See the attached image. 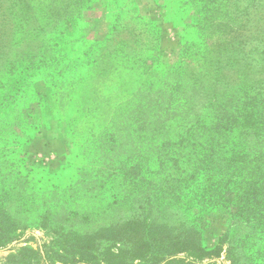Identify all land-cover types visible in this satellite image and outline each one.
<instances>
[{
	"label": "rangeland",
	"instance_id": "rangeland-1",
	"mask_svg": "<svg viewBox=\"0 0 264 264\" xmlns=\"http://www.w3.org/2000/svg\"><path fill=\"white\" fill-rule=\"evenodd\" d=\"M69 1L66 5L67 0H0V88L10 90L6 82L9 67L21 60L35 63L48 50L58 54V61L74 67L68 70L73 73L70 78L48 72L37 75L30 86L34 100L27 104L20 101L24 116L32 107L36 134L29 138L24 133L26 142L16 145L9 142V130L14 126L0 132V177L6 179L0 190L2 197H10L9 203L0 200V264H51L46 253L51 256L53 245V250H61L57 247L60 240L50 228L41 219L26 216L18 203L29 202L31 194L35 199L56 193L67 198L70 192L78 201L81 189L93 179L82 154L91 150L99 132L109 131L111 119L123 111L119 107L125 97L116 86L130 83L135 91L139 85L140 90L148 85H181L194 98L205 95L218 101L215 95L220 93V79L224 84L229 77L237 81L248 69L240 62L242 55L236 47L238 30L244 24L242 9L264 0ZM260 7L256 15H250L253 27H257L249 41L254 53L249 58L254 61L264 50V5ZM46 19L52 30L36 31L38 22ZM232 58L238 61L233 63L234 69L230 68ZM50 80H57L58 88L54 90ZM28 120L21 122L27 130ZM185 199L181 212L174 208L160 212L162 223L185 231L193 227L200 232V244L206 249L214 248L229 232L219 256L207 255L204 262L264 264V259L245 254L253 238L248 225L235 223L222 209L198 211L190 197ZM96 204L104 213L95 209L80 234L81 241H91L93 247L103 243L112 220L124 225L130 214H138L122 203L111 206L99 199ZM17 205L21 208L15 217ZM229 246L234 249L228 256ZM59 255L52 257L55 264H64ZM145 257L126 264H152L154 254Z\"/></svg>",
	"mask_w": 264,
	"mask_h": 264
},
{
	"label": "trees",
	"instance_id": "trees-1",
	"mask_svg": "<svg viewBox=\"0 0 264 264\" xmlns=\"http://www.w3.org/2000/svg\"><path fill=\"white\" fill-rule=\"evenodd\" d=\"M263 5L264 1L254 2L242 9L244 24L238 30L236 47L243 56L240 62L246 63L248 69L237 81L229 77L224 84L220 79V93L215 95L218 101L205 95L194 98L184 86L165 82L163 87L148 85L141 90L136 85L135 91L130 83L117 85L125 97L119 107L123 111L111 119L109 131L99 132L91 150L82 154L93 179L81 189L78 201L74 192L67 198L56 193L35 199L31 194L29 202L19 201L26 216L41 219L60 240L57 247L61 250H53V245L51 256L45 255L51 264H55L53 255L59 252L64 264L68 260L71 264H126L146 259L150 252L154 254L152 264H217L204 259L207 255L219 256L229 232L214 248L206 249L200 244V232L193 227L179 230L160 220V212L167 209L181 212L186 197L198 211L222 209L235 223L248 225L253 238L245 254L255 260L264 259V50L262 56L254 55L258 60L249 58L253 53L249 41L257 28L250 15H256L257 8ZM49 22L39 21L35 30L50 32ZM58 57L48 50L35 63L21 60L8 68L11 71L6 82L10 90L0 88V132L15 127L9 130V142L24 143V133L31 138L38 132L37 122L32 121V107L24 116L20 105L21 100L26 104L34 100L30 86L36 76L48 72L70 78L73 74L68 70L74 67L58 61ZM229 62L231 69L233 63H238L233 58ZM115 72L123 75L121 70ZM50 84L54 90L58 88L57 80H50ZM26 120L29 130L21 125ZM3 181L6 179L1 176L0 185ZM2 199L10 202V197H2L0 190ZM99 199L111 206L122 203L138 214H130L124 225L112 220L103 243L93 247L91 241L83 243L80 234L97 212L95 209H99ZM20 206H16L13 216L18 217ZM99 211L104 213L102 208ZM233 249L228 247V256ZM67 256L72 257L65 259Z\"/></svg>",
	"mask_w": 264,
	"mask_h": 264
}]
</instances>
